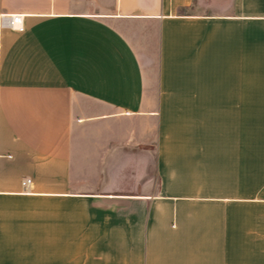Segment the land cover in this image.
Here are the masks:
<instances>
[{
  "label": "crops",
  "instance_id": "obj_1",
  "mask_svg": "<svg viewBox=\"0 0 264 264\" xmlns=\"http://www.w3.org/2000/svg\"><path fill=\"white\" fill-rule=\"evenodd\" d=\"M15 15L0 258L264 264V0H0Z\"/></svg>",
  "mask_w": 264,
  "mask_h": 264
},
{
  "label": "rangeland",
  "instance_id": "obj_2",
  "mask_svg": "<svg viewBox=\"0 0 264 264\" xmlns=\"http://www.w3.org/2000/svg\"><path fill=\"white\" fill-rule=\"evenodd\" d=\"M259 187L264 178V120H259ZM249 258H243V264H249ZM0 264H43V258H0Z\"/></svg>",
  "mask_w": 264,
  "mask_h": 264
},
{
  "label": "built area",
  "instance_id": "obj_3",
  "mask_svg": "<svg viewBox=\"0 0 264 264\" xmlns=\"http://www.w3.org/2000/svg\"><path fill=\"white\" fill-rule=\"evenodd\" d=\"M0 25L3 28H11L19 32H23L25 30L24 17L22 15H15L12 17L2 16ZM29 183H30V180H27L23 182V185L27 186Z\"/></svg>",
  "mask_w": 264,
  "mask_h": 264
}]
</instances>
